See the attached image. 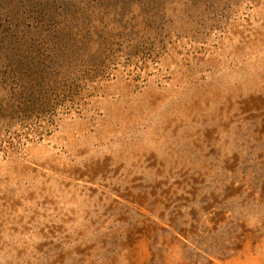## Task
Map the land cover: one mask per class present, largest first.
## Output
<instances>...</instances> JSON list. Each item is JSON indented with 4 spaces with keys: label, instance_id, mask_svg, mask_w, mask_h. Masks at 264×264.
Wrapping results in <instances>:
<instances>
[{
    "label": "rangeland",
    "instance_id": "374dc122",
    "mask_svg": "<svg viewBox=\"0 0 264 264\" xmlns=\"http://www.w3.org/2000/svg\"><path fill=\"white\" fill-rule=\"evenodd\" d=\"M0 101V264H264V0H0Z\"/></svg>",
    "mask_w": 264,
    "mask_h": 264
},
{
    "label": "trees",
    "instance_id": "16d2710c",
    "mask_svg": "<svg viewBox=\"0 0 264 264\" xmlns=\"http://www.w3.org/2000/svg\"><path fill=\"white\" fill-rule=\"evenodd\" d=\"M22 66H23V64L21 65V64L18 63L16 65H14V69L17 68V67L18 68L19 67L22 68ZM40 69L32 70V69L26 68V69H23L22 72H25L23 74H25L26 76L30 77L33 74L39 73ZM45 76H46V73L43 76H41V75L38 76V78H42V80H43L40 83L42 85L37 84V85H33L32 86L31 85V81L30 82H26V81H23V79H21L20 82L22 83V85H15V86L12 87L13 89L10 91V93H12V95L11 94L9 95V101H10V99L12 97L16 96V97H18V99L23 100L24 102H26L28 104L27 105L28 109H26L25 112L22 114L23 117L21 116V120L29 119V117L27 116L26 112L27 113H31L32 110H33V109L30 108L34 104L31 101L37 100L35 105H37L39 108H43L46 105H48V103H45V102L41 101L43 99H47L46 92L49 90L50 86H52V84H50V83H48L50 86L47 85L46 80H45ZM37 86H39L37 89L34 88V87H37ZM40 87L42 88V91H41L42 93H41V96L39 98V89H40ZM31 93H32V95H31ZM29 96H30V99H29ZM40 105H42L43 107L40 106ZM13 113H14V110H13L12 107L10 108L9 105H4L2 103V101H0V116H4V117L6 116L7 119L12 121V117H14Z\"/></svg>",
    "mask_w": 264,
    "mask_h": 264
}]
</instances>
